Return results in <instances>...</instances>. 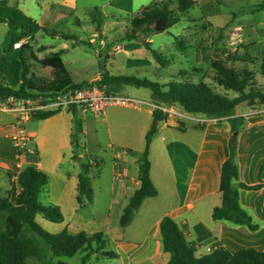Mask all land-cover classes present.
<instances>
[{
  "label": "rangeland",
  "instance_id": "obj_1",
  "mask_svg": "<svg viewBox=\"0 0 264 264\" xmlns=\"http://www.w3.org/2000/svg\"><path fill=\"white\" fill-rule=\"evenodd\" d=\"M52 1L54 0H42V2L8 0L10 6L20 9L27 16L36 20L43 17L45 21L43 31L31 33L20 42L22 44L29 42L39 58L66 48L63 60L75 82L91 79L95 82L97 80L95 78L101 75L102 67L113 74H137L162 83L169 81L167 75L187 70L191 82H203L215 93L236 97L235 93L224 90L214 80L215 70L212 63L229 60L238 68L246 67L256 72L258 84L264 86V76L261 75L260 70L264 49V10L258 9L259 5L264 4V0H193L194 5L187 12L179 10L178 0H158V2H166L172 12L169 20L165 23L163 31L157 32L153 26L154 33L149 36L140 34L137 40L127 39L134 30L132 22L153 7V0H75L76 6L65 7L50 6L48 3ZM96 8L102 13L101 28L92 23ZM166 27L168 28L165 29ZM53 31L76 34L78 39L67 41L57 38L51 35ZM21 32V30H10L7 25L0 24V70H3L1 77L5 85L15 86L18 82L16 80L19 74L17 65L19 49L15 47L16 43L12 39ZM177 40L181 43L182 50L177 48ZM145 43H151L152 49L168 58L169 64L165 68L153 59ZM41 72L50 76L49 69H42ZM16 88L19 86L16 85ZM142 91L149 96L153 95L149 89ZM11 102L14 103L11 100L5 101V103ZM154 104L166 108L174 107L177 115L169 114V119L178 124L189 122L198 125L197 120L182 118L181 115H185L186 111L179 105L156 101ZM240 107H243L241 110H252L253 114H257L256 110L259 111L257 107L246 103ZM9 114L0 112V117ZM96 117L100 118L98 122H101V117L104 116ZM14 119L5 125L4 133L0 132V148L5 152L3 155L14 163L9 162L8 167L4 166L0 155V197H11L20 191L17 175L30 165V161L33 160L32 155H36L35 145L30 138L21 156H17L15 147L7 137L10 134L9 126ZM208 119L212 118L208 117ZM36 124L38 122L34 120L24 127L29 131ZM153 124L154 121L151 123V129ZM87 131L88 134L81 139V142L86 144L95 155L101 153L105 155L104 149L106 150L109 145L106 125L101 123L97 134L88 127ZM30 153L32 155H29ZM62 153L64 160L55 174H52L51 183L43 189L40 202L46 206H56L60 203L63 206L61 210L65 223H52L42 215L38 216L37 223L51 234L61 233L66 227L71 234L86 232L91 237L102 234L103 249L99 250V244L94 243L96 253L91 256L88 264H164L159 257L150 261L158 253L159 246L153 239L149 246L143 244L148 230H142L137 221H133L126 228L121 227L120 218L124 199L119 198L117 188L123 183L115 180L112 163L107 158L104 163L100 162L101 176L99 178L91 176L95 191L93 203L86 204L75 217L77 190L73 179L67 173L74 175L77 167L81 171L80 162L86 160L88 155L81 152V158L74 160L73 147L62 148ZM45 157L48 158V154ZM113 186L116 187V195L112 197ZM146 223L147 226L153 224L150 220ZM5 224L6 214L0 212V226L4 228ZM22 237L36 240L42 250V257L30 258L28 264H82L85 256V253L80 252L74 257H53L28 227L24 229ZM138 244L143 246L138 247ZM128 250L137 253L131 260L126 252ZM118 251L123 253L120 260L115 259L114 252ZM203 253L205 252L202 250L199 255Z\"/></svg>",
  "mask_w": 264,
  "mask_h": 264
},
{
  "label": "trees",
  "instance_id": "obj_2",
  "mask_svg": "<svg viewBox=\"0 0 264 264\" xmlns=\"http://www.w3.org/2000/svg\"><path fill=\"white\" fill-rule=\"evenodd\" d=\"M178 2L181 12H187L194 5L193 0H178ZM152 6L140 18L133 20L134 30L131 35L127 36V39L137 40L140 34L149 36L154 33L152 27L158 20L164 19L166 22L169 20L172 12L166 2L153 0ZM258 9L264 10V4L259 5ZM101 15L99 8H96L92 23L97 24L99 28L103 24ZM0 24L8 25L10 30L22 31L19 36L12 39L15 43L24 40L31 33L36 34L44 29L22 11L11 7L8 0H0ZM51 35L67 41H77L78 39L75 34L64 32L53 31ZM145 47L151 51L153 59L162 68L169 64L168 58L152 49L151 43H145ZM177 48L182 50V45L178 40ZM64 53L65 50H61L39 58L29 42L23 43L18 50L19 74L16 85L19 88H16V85H5L1 77L3 70H0V102L33 99L90 85L98 86L108 94L119 92L122 86H132L138 89H149L158 103L179 105L187 113L202 114L213 119L228 118L232 136L229 141V157L223 163L221 172L219 190L222 193V205L213 210L212 217L214 221H228L235 225L246 226L252 232L259 230V225L254 223L253 218L242 208L239 189L234 186V181L239 180L240 175L236 162L238 135L245 125L244 117L237 116L236 109L245 103L254 107L264 105V86L258 84L256 72L246 67L238 68L229 60H218L212 63L215 70V82L224 90L235 93L236 97L215 93L203 82H191L187 70L167 75L169 81L162 83L135 74L114 75L102 67L100 80L91 83H75L63 61ZM42 69H49L50 76L43 74ZM260 70L261 75L264 76V49ZM61 112H38L33 114L31 119L43 121ZM68 112L73 116L71 144L74 152L73 159L77 160L81 156V152L86 153V147L81 142V136L84 133V120L81 116V108L73 106ZM153 118L158 122H163L169 119V115L161 110H154ZM178 127L184 130L182 124ZM153 137L154 133L150 131L146 136L144 153L138 160L140 188L134 192L123 210L120 218V225L123 228L132 223L136 212L146 199L158 195V189L151 178L150 149ZM87 155L86 160L80 162L81 171L78 175L77 202L80 207L93 203L95 191L91 174L102 166L96 158ZM17 178L20 191L11 197H0V212L6 214L5 227L0 226V264H27L30 258L42 257V250L38 242L22 237L26 227L36 234L53 257H74L83 252L85 256L82 259V264H88L91 256L96 253L93 244H99L100 248L98 249H103L102 234L91 237L86 232L71 234L68 229H64L58 234L45 231L37 223L38 215H42L46 220L56 224H62L65 221L60 207L46 206L40 202L43 189L49 184V176L36 166L29 165L18 173ZM261 187V185L239 184V188L246 190H259ZM160 233L163 250L169 255L166 264H264V252L254 249H243L231 253L222 248L198 257V245L189 241L170 217L162 219Z\"/></svg>",
  "mask_w": 264,
  "mask_h": 264
},
{
  "label": "crops",
  "instance_id": "obj_3",
  "mask_svg": "<svg viewBox=\"0 0 264 264\" xmlns=\"http://www.w3.org/2000/svg\"><path fill=\"white\" fill-rule=\"evenodd\" d=\"M38 1L42 2V0ZM48 4L58 7L76 6L75 0H62L61 2L54 0ZM32 19L43 28L45 22L43 17L39 20ZM63 50L66 53L67 49ZM77 72L79 74V71ZM95 79L100 80L101 75ZM93 80L73 81L90 83ZM119 91L121 92L118 93L128 94L147 102L156 101L154 95L149 96L142 89L132 86H122ZM255 107L259 110H256L257 114H253L252 110H241L243 107L240 106L236 109V115L244 117L245 125L238 135L236 162L240 175L239 180L234 181V186L239 189L242 208L253 218L254 223L259 225V230L252 232L246 226L235 225L228 221H214L212 217L213 210L222 205V193L219 190L221 172L223 163L229 157V141L232 136L228 118H212L201 125L181 123L184 130L178 127L180 123L168 119L158 122L150 149L151 178L158 189V195L146 199L133 220L139 223L142 230H148L144 245L149 246L152 239L158 242V253L150 261L159 257L166 264L169 259V255L163 250L160 233V224L164 217L173 219L187 239L198 245L197 256L199 257L222 248L231 253L243 249L264 252V105ZM195 115L207 117L202 114ZM81 116L84 120V133L81 139L88 134L87 127L97 134L99 125L101 123L106 125L109 145L106 147L108 152L104 149L105 155L102 153L95 155L86 144H83L86 147V153L92 154L91 156L99 162L104 163L107 158L112 163L115 180L123 183L117 188L119 198L124 199L121 209L123 213L130 198L140 186L138 160L144 153L146 136L151 131V123L154 121L153 110L149 107L142 110L111 107L107 114L101 117V122H98L100 118L92 113H82ZM13 119L14 116L11 114L2 115L0 132L4 133L5 125ZM35 121L38 124L28 131L36 149V155H32L33 160L30 161V165L45 172L51 183L52 174H55L64 160L62 148L72 147L73 116L66 110L47 120ZM31 122L34 120L30 119L26 124ZM3 154L5 152L0 148L4 166L8 167L9 162L14 164ZM47 154L48 158L45 157ZM79 173L78 167L74 175L67 173L73 179L76 190ZM101 173L102 166L94 170L91 176L99 178ZM240 183L262 187L259 190H246L239 188ZM114 195H116L115 186H113L112 197ZM56 206L63 210L60 203ZM84 206L80 207L77 202L74 207L75 217ZM149 220L153 223L148 225L150 227L146 225ZM143 244L137 246L141 247ZM202 250L205 253L199 255ZM126 252L130 260L137 254L133 250ZM114 253L116 254L115 259H122L121 251Z\"/></svg>",
  "mask_w": 264,
  "mask_h": 264
},
{
  "label": "built area",
  "instance_id": "obj_4",
  "mask_svg": "<svg viewBox=\"0 0 264 264\" xmlns=\"http://www.w3.org/2000/svg\"><path fill=\"white\" fill-rule=\"evenodd\" d=\"M21 46L22 42L15 44L17 49H20ZM73 106L81 108V112L84 114L92 113L95 116H105L111 107L134 108L138 110L149 107L153 111L161 110L171 116L173 114L177 115L174 107L166 108L163 105L147 102L124 93L117 92L108 94L105 90L95 85L78 89H68L57 94H48L33 99H23L14 101V103L0 102V112H7L15 117L9 126L10 134L7 137L10 138L15 147L17 156H21L20 154L30 142V135L24 125L31 119L33 114L38 112L66 111ZM194 115L185 112V115L181 116L184 119L197 120V124L200 125L210 120L208 117H195L196 115Z\"/></svg>",
  "mask_w": 264,
  "mask_h": 264
},
{
  "label": "water",
  "instance_id": "obj_5",
  "mask_svg": "<svg viewBox=\"0 0 264 264\" xmlns=\"http://www.w3.org/2000/svg\"><path fill=\"white\" fill-rule=\"evenodd\" d=\"M165 23H166V21L164 19L158 20L156 25H155V30L157 32L163 31ZM157 126H158V121L154 120V124H153V128L151 129V133H155L156 132ZM139 188H140V186H139Z\"/></svg>",
  "mask_w": 264,
  "mask_h": 264
}]
</instances>
